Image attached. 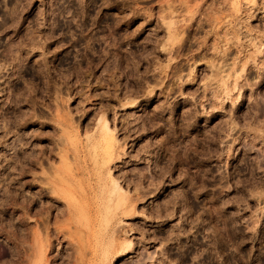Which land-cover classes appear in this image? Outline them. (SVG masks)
I'll return each instance as SVG.
<instances>
[{"label":"rangeland","instance_id":"obj_1","mask_svg":"<svg viewBox=\"0 0 264 264\" xmlns=\"http://www.w3.org/2000/svg\"><path fill=\"white\" fill-rule=\"evenodd\" d=\"M73 262L264 264V0H0V264Z\"/></svg>","mask_w":264,"mask_h":264},{"label":"bare ground","instance_id":"obj_2","mask_svg":"<svg viewBox=\"0 0 264 264\" xmlns=\"http://www.w3.org/2000/svg\"><path fill=\"white\" fill-rule=\"evenodd\" d=\"M169 29V28H168ZM177 29V28H176ZM172 30V29H171ZM102 119V118H101ZM103 122V121H102ZM101 123V122H100ZM99 124V123H98ZM102 124V123H101ZM100 124V125H101ZM103 130V132H101V133H103V134H101L102 135V138L104 139V140H106V145H108L106 148H108V153H109V150L110 151H113L112 150V148H111V144L113 143L112 142V140H113V137H112V134L110 133V131H109V129H108V124H106L105 122L103 123V125H102V129H101V131ZM98 138V137H97ZM89 139V138H88ZM87 139V140H88ZM102 139V140H103ZM103 140V141H104ZM99 145V144H98ZM106 151V150H105ZM107 152V151H106ZM105 152V154L107 155L108 153H106ZM95 153V152H94ZM110 153H112V152H110ZM65 154V153H64ZM63 154V155H64ZM96 155V154H95ZM101 156V155H100ZM108 156V155H107ZM106 156V157H107ZM65 157H67V155L65 156ZM68 158V157H67ZM67 158H65V159H67ZM62 159H63V157H62ZM62 159H61V162L63 163V161H62ZM104 159V158H103ZM107 159V158H106ZM111 154L109 155V158H108V161L106 160H103V161H105V164L107 163V162H109V161H111ZM28 160V159H27ZM113 160V159H112ZM65 161V160H64ZM38 162V161H37ZM112 162V161H111ZM49 163V162H48ZM67 163V162H66ZM35 164V163H34ZM69 164V163H68ZM50 165V164H49ZM65 165H67V164H65ZM39 166V165H38ZM70 168V167H69ZM41 169V168H40ZM48 169V168H47ZM51 169V168H50ZM49 170V169H48ZM53 170V169H52ZM41 171H43V170H41ZM43 173V172H42ZM44 173H46V172H44ZM55 173H56V171H55ZM58 173V172H57ZM61 173H62V171H61ZM64 173V172H63ZM72 173H74V172H72ZM47 174V173H46ZM67 174V173H66ZM58 175V174H57ZM75 175V174H74ZM49 176V175H48ZM98 176V175H97ZM63 177V176H62ZM53 178V177H52ZM54 179V178H53ZM56 179H57V176H56ZM47 181V184H46V187H44L43 188V191L45 192V195H47V197H48V199L50 200V201H54L55 203H58L57 201H55L53 198H52V196H58V195H60V196H63V200L65 201L66 200V206H65V208L63 209V213H65V214H67L68 216H72L71 215V213H73L74 211H73V207H72V205H70V202L72 201V197H71V195H74L73 193H72V191L71 190H67V191H59V189L60 188H58L57 190L60 192H58L57 190H56V188L57 187H55V183H54V181H52L51 179H50V177L48 178V179H46ZM58 180H59V178H58ZM44 181V180H43ZM63 181V180H62ZM112 181V180H111ZM66 181L64 180V182H62L63 184L62 185H68V184H66L65 183ZM61 183V182H60ZM65 183V184H64ZM70 184V183H69ZM57 185V184H56ZM69 186H71V184L69 185ZM68 186V187H69ZM70 189H72L71 187H69ZM98 189L99 188V191L103 194L104 193V190H105V188H106V186L103 184V186L102 185H97L96 187H95V189ZM107 189V188H106ZM65 190V189H64ZM119 190H121V189H119L118 188V186H117V184L114 182V184H113V190H112V192H115L116 194L117 193H119ZM92 191V190H91ZM95 191V190H94ZM93 191V192H94ZM98 191V192H99ZM90 192V191H89ZM111 192V193H112ZM121 192V191H120ZM61 193H62V195H61ZM100 193V194H101ZM95 194V193H94ZM99 195V194H98ZM104 195V194H103ZM102 196V195H101ZM119 196V195H118ZM122 196L123 195H121V196H119V200H121L122 199ZM95 197V196H94ZM58 198V197H57ZM68 198H70V202H69V200H67ZM108 198V197H107ZM103 199V198H102ZM101 200V199H100ZM117 200V199H116ZM123 200V199H122ZM121 200V201H122ZM126 200V199H125ZM93 201V200H92ZM74 202V201H73ZM110 202V201H109ZM116 202V201H115ZM118 202V201H117ZM77 203V202H76ZM77 205H79V204H77ZM119 205V204H118ZM116 206V205H115ZM97 210V209H96ZM45 212V211H44ZM76 212V211H75ZM99 212V211H98ZM41 213V212H40ZM39 213V214H40ZM49 215V214H48ZM43 216H45V215H43ZM47 216V215H46ZM64 216V215H63ZM44 218V217H43ZM46 218V217H45ZM47 219H48V217H47ZM69 219V218H68ZM66 220V219H65ZM41 221V220H40ZM70 221V220H69ZM24 222V221H23ZM58 222V221H57ZM65 223V222H64ZM72 223V222H71ZM42 226V228H41V233H37L36 232V234L34 235L35 236V238H36V241L34 240V239H32L33 241H34V246H36V248H37V250H38V253L40 254L39 256L41 257V259H39V260H41L42 262H46V251H47V249L48 248H50L51 246V243H50V241L49 240H47V237H48V234H50V231H51V229H50V227H49V222L48 221H42V224H41ZM55 225H57V224H55ZM63 225V224H62ZM66 225V224H65ZM58 226V225H57ZM51 227H53V226H51ZM67 227V229H68V226H66ZM70 227V226H69ZM32 228V227H31ZM63 228H65V226L63 227ZM30 229V228H29ZM62 229V228H61ZM60 229V230H61ZM70 229H72V232H73V228H70ZM63 230H65V229H62L61 231H57L56 230V236H57V238H58V236L59 235H63ZM69 230V229H68ZM24 231H26V230H24ZM30 232V231H29ZM53 232V231H52ZM71 232V233H72ZM77 232V231H76ZM26 233V232H25ZM54 233V232H53ZM52 233V234H53ZM65 233V232H64ZM74 233H75V231H74ZM74 233H72V234H74ZM32 234V233H31ZM77 234V233H76ZM51 235V234H50ZM49 235V236H50ZM68 235V234H67ZM66 235V236H67ZM52 236V235H51ZM50 236V237H51ZM75 236V235H74ZM63 237V236H62ZM65 237V236H64ZM52 238V237H51ZM66 238V237H65ZM26 239V238H25ZM50 239V238H49ZM64 239V238H63ZM64 240H66V239H64ZM68 240V239H67ZM25 241V240H24ZM32 241V242H33ZM21 242V241H20ZM68 242V241H67ZM78 242H79V240H78ZM68 244V243H67ZM81 244V243H80ZM32 245V244H31ZM74 245V244H73ZM72 246V245H71ZM77 246V245H76ZM36 248H35V250H36ZM17 249V248H16ZM15 249V250H16ZM19 249V248H18ZM17 249V251H15V255H17V256H20V252H19V250ZM83 249V248H82ZM76 250V249H75ZM14 251V250H13ZM27 251V250H26ZM29 251V250H28ZM77 251V250H76ZM37 252V251H36ZM23 254V253H22ZM29 254H30V251H29ZM35 254V253H34ZM25 255H27L26 253H25ZM36 255H38V254H36ZM22 258H23V260H24V257H23V255H22ZM48 258V257H47ZM79 259V258H78ZM23 260H22V262H23ZM71 260V259H70ZM25 261H27L26 259H25ZM40 262V261H39ZM67 262V261H66ZM26 263V262H25ZM25 263H22V264H25ZM47 263V262H46ZM21 264V263H20ZM72 264H74V262L72 263Z\"/></svg>","mask_w":264,"mask_h":264}]
</instances>
